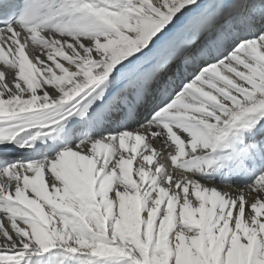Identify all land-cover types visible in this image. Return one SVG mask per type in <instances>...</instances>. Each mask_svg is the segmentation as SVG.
<instances>
[{
	"label": "snow or ice",
	"instance_id": "1",
	"mask_svg": "<svg viewBox=\"0 0 264 264\" xmlns=\"http://www.w3.org/2000/svg\"><path fill=\"white\" fill-rule=\"evenodd\" d=\"M0 264H264V0H0Z\"/></svg>",
	"mask_w": 264,
	"mask_h": 264
}]
</instances>
